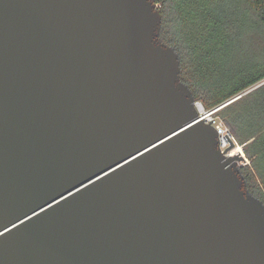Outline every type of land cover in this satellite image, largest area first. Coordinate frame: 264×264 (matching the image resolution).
Returning a JSON list of instances; mask_svg holds the SVG:
<instances>
[{
  "label": "water",
  "instance_id": "95a60500",
  "mask_svg": "<svg viewBox=\"0 0 264 264\" xmlns=\"http://www.w3.org/2000/svg\"><path fill=\"white\" fill-rule=\"evenodd\" d=\"M161 24L154 0H0V264H264L247 158Z\"/></svg>",
  "mask_w": 264,
  "mask_h": 264
},
{
  "label": "trees",
  "instance_id": "16d2710c",
  "mask_svg": "<svg viewBox=\"0 0 264 264\" xmlns=\"http://www.w3.org/2000/svg\"><path fill=\"white\" fill-rule=\"evenodd\" d=\"M160 40L179 54L181 79L206 111L264 81V0H154ZM243 145L246 189L264 203V84L215 112Z\"/></svg>",
  "mask_w": 264,
  "mask_h": 264
},
{
  "label": "built area",
  "instance_id": "2783aa9c",
  "mask_svg": "<svg viewBox=\"0 0 264 264\" xmlns=\"http://www.w3.org/2000/svg\"><path fill=\"white\" fill-rule=\"evenodd\" d=\"M197 107H198V109L200 111L201 119H204L207 122L212 121L213 125L218 130V134H219L218 139H219V148H220V150L222 152H225V150H227L229 148V146H230V139H231V140H234L236 142V146L235 147L240 148L242 150V152H243L242 155H244L243 145H238L239 143L236 141V139L232 135L230 129L217 116H215L216 110L206 111L200 101H197ZM232 151H233V149L228 151L225 155L226 156H233ZM241 164H242V166L245 165V163H241Z\"/></svg>",
  "mask_w": 264,
  "mask_h": 264
},
{
  "label": "bare ground",
  "instance_id": "6f19581e",
  "mask_svg": "<svg viewBox=\"0 0 264 264\" xmlns=\"http://www.w3.org/2000/svg\"><path fill=\"white\" fill-rule=\"evenodd\" d=\"M232 154L233 155H236V154H243L242 150L238 147H235L232 151Z\"/></svg>",
  "mask_w": 264,
  "mask_h": 264
},
{
  "label": "rangeland",
  "instance_id": "374dc122",
  "mask_svg": "<svg viewBox=\"0 0 264 264\" xmlns=\"http://www.w3.org/2000/svg\"><path fill=\"white\" fill-rule=\"evenodd\" d=\"M237 144H238V143H237ZM238 145H240V144H238ZM244 155H245V157L247 158L245 152H244ZM249 163H250V161H249V159L247 158V162L245 163V165H247V164H249Z\"/></svg>",
  "mask_w": 264,
  "mask_h": 264
}]
</instances>
